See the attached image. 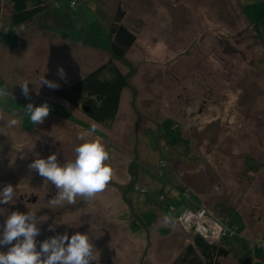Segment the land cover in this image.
<instances>
[{
    "label": "rangeland",
    "instance_id": "1",
    "mask_svg": "<svg viewBox=\"0 0 264 264\" xmlns=\"http://www.w3.org/2000/svg\"><path fill=\"white\" fill-rule=\"evenodd\" d=\"M121 1L138 39L115 60L129 83L117 117L102 124L56 90L113 58L109 26ZM45 2L47 10L17 28L12 3L0 0V87L13 96L0 99V110L22 119L12 129L0 121V191L12 184L19 196L0 204V236L7 214L30 208L48 218L37 225L38 249L52 236L81 232L99 264H171L196 234L181 221L192 204L241 225V236L224 243L252 249L263 264L264 0ZM44 76L60 86L40 87ZM25 79L35 83L34 105L50 106L42 124H32L24 108ZM93 126L90 138L107 146L114 180L90 202L50 206L57 189L29 164L53 153L61 164L74 160L78 136Z\"/></svg>",
    "mask_w": 264,
    "mask_h": 264
},
{
    "label": "clouds",
    "instance_id": "2",
    "mask_svg": "<svg viewBox=\"0 0 264 264\" xmlns=\"http://www.w3.org/2000/svg\"><path fill=\"white\" fill-rule=\"evenodd\" d=\"M57 72L61 79L65 78L66 73L62 66ZM30 82L35 85L27 79L19 84L25 97H28L31 91ZM45 85L52 89L60 86L57 81L46 79L44 76L40 81V87ZM9 96L13 98L6 87H0V99ZM24 108L34 125L42 124L51 111L48 103L39 106L29 103ZM0 121L5 122L4 127L9 129L18 128L22 123L18 115L14 114L9 118L3 110H0ZM94 132L95 126L78 136L82 143L74 149L75 158L72 161L61 164L58 162L57 154L53 153L47 158H36L29 164L31 171L37 172L45 182L57 189V195L49 200L50 206L75 204L78 197L90 202L103 193L114 180L115 171L110 164L111 154L104 143L90 138ZM17 193V187L12 184L6 185L0 191V204H11L19 197ZM4 213L5 209L0 208V214ZM47 219L38 217L30 208L26 213L13 211L7 214L0 236V246L10 247L7 252L0 251V264H91L92 261L99 264L100 253L88 233L76 232L71 238L67 233L55 235L40 243L38 249L36 237L41 229L37 225L38 222ZM62 223L76 225L68 221ZM57 224L61 223L49 225V231H54Z\"/></svg>",
    "mask_w": 264,
    "mask_h": 264
},
{
    "label": "trees",
    "instance_id": "3",
    "mask_svg": "<svg viewBox=\"0 0 264 264\" xmlns=\"http://www.w3.org/2000/svg\"><path fill=\"white\" fill-rule=\"evenodd\" d=\"M10 2L13 6L11 20L14 25H23L48 8L45 0H10ZM130 23L125 3L121 1L113 17V22L109 26L113 58L75 83L56 90L59 96L75 107L87 108V114L102 124L115 120L120 110L123 91L128 87L129 77L118 67L115 60L125 57L138 39V32ZM186 198L188 199L187 196ZM195 203L200 204L199 202ZM192 206L194 205L191 204L190 207ZM223 223L231 227L238 226L240 232L235 236H241L243 228L236 221ZM223 240L212 243L206 237L195 234L192 242L180 252L171 264H226L224 259L229 257L233 258L229 264H255L252 249L242 253L234 246L225 244Z\"/></svg>",
    "mask_w": 264,
    "mask_h": 264
},
{
    "label": "built area",
    "instance_id": "4",
    "mask_svg": "<svg viewBox=\"0 0 264 264\" xmlns=\"http://www.w3.org/2000/svg\"><path fill=\"white\" fill-rule=\"evenodd\" d=\"M75 4L76 2L73 1L72 5L74 6ZM25 100L27 104H34L36 98L33 95H28ZM171 208H174V206L171 205ZM181 217L182 224L186 228L194 230L196 234H200L210 241L215 239L219 242L229 236L239 235L240 232L238 226L231 227L224 224L217 216L202 206L188 207L182 212Z\"/></svg>",
    "mask_w": 264,
    "mask_h": 264
},
{
    "label": "crops",
    "instance_id": "5",
    "mask_svg": "<svg viewBox=\"0 0 264 264\" xmlns=\"http://www.w3.org/2000/svg\"><path fill=\"white\" fill-rule=\"evenodd\" d=\"M38 16V15H37ZM10 21H12V20H10ZM13 24V23H12ZM26 24V23H25ZM24 25V24H23ZM23 25H14L13 24V26H16L17 28H23ZM3 31V30H2ZM94 50H96V53H98V51H100V52H102V49L101 48H95ZM98 61V60H97ZM97 63V62H96ZM77 79H79L78 77H77ZM76 79V80H77ZM20 96V95H19ZM27 103V102H26ZM64 106L66 105V104H64V103H62ZM68 107V106H67Z\"/></svg>",
    "mask_w": 264,
    "mask_h": 264
},
{
    "label": "water",
    "instance_id": "6",
    "mask_svg": "<svg viewBox=\"0 0 264 264\" xmlns=\"http://www.w3.org/2000/svg\"><path fill=\"white\" fill-rule=\"evenodd\" d=\"M21 96V95H20ZM86 111L88 112V110L86 109ZM211 242L212 243H218V240H215V239H211Z\"/></svg>",
    "mask_w": 264,
    "mask_h": 264
},
{
    "label": "flooded vegetation",
    "instance_id": "7",
    "mask_svg": "<svg viewBox=\"0 0 264 264\" xmlns=\"http://www.w3.org/2000/svg\"><path fill=\"white\" fill-rule=\"evenodd\" d=\"M81 108V107H80ZM84 110H86L87 108H83ZM35 197V196H34Z\"/></svg>",
    "mask_w": 264,
    "mask_h": 264
}]
</instances>
